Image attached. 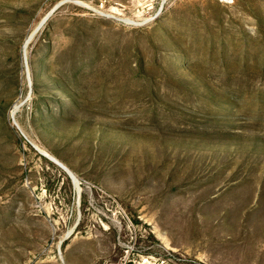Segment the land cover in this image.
Masks as SVG:
<instances>
[{
	"label": "rangeland",
	"instance_id": "1",
	"mask_svg": "<svg viewBox=\"0 0 264 264\" xmlns=\"http://www.w3.org/2000/svg\"><path fill=\"white\" fill-rule=\"evenodd\" d=\"M124 261L264 264V0H0V264Z\"/></svg>",
	"mask_w": 264,
	"mask_h": 264
},
{
	"label": "water",
	"instance_id": "2",
	"mask_svg": "<svg viewBox=\"0 0 264 264\" xmlns=\"http://www.w3.org/2000/svg\"><path fill=\"white\" fill-rule=\"evenodd\" d=\"M56 9V8H55ZM55 9L50 13V14H48L47 15V17L40 23V25H39V27L37 28V30L36 31H38L43 25H44V23L49 19V17H50V15L55 11ZM35 31V32H36ZM34 36V34L29 38V40H31V38ZM60 167H62L67 173H69V175L73 178V179H76L75 178V176L74 175H72V173H70L69 171H68V169L67 168H65L64 166H62V165H60ZM70 236V233L65 237V238H63L60 242H59V250H58V253H59V256H60V259L64 262V259H63V255H62V253H61V250H60V246H61V244L63 243V241L66 239V238H68Z\"/></svg>",
	"mask_w": 264,
	"mask_h": 264
},
{
	"label": "built area",
	"instance_id": "3",
	"mask_svg": "<svg viewBox=\"0 0 264 264\" xmlns=\"http://www.w3.org/2000/svg\"><path fill=\"white\" fill-rule=\"evenodd\" d=\"M122 264H127V262H126V261H124Z\"/></svg>",
	"mask_w": 264,
	"mask_h": 264
},
{
	"label": "bare ground",
	"instance_id": "4",
	"mask_svg": "<svg viewBox=\"0 0 264 264\" xmlns=\"http://www.w3.org/2000/svg\"><path fill=\"white\" fill-rule=\"evenodd\" d=\"M60 165V164H59ZM72 175H73V173H72Z\"/></svg>",
	"mask_w": 264,
	"mask_h": 264
}]
</instances>
